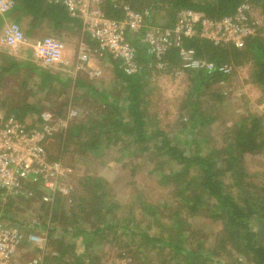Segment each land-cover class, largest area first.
Segmentation results:
<instances>
[{
  "label": "trees",
  "instance_id": "obj_1",
  "mask_svg": "<svg viewBox=\"0 0 264 264\" xmlns=\"http://www.w3.org/2000/svg\"><path fill=\"white\" fill-rule=\"evenodd\" d=\"M14 1L15 9L10 13L17 12V14L10 23L20 24L23 18L30 17L35 24L24 33L26 37L33 35V28L45 21L52 24L54 29L74 24L81 26L79 21L70 18L60 2ZM250 1L262 5L264 10V0H124L119 3L117 0H105L103 11L108 18L117 22L125 17V5L139 14L147 12L149 17L163 11L167 20L164 27L171 28L180 11L189 10L219 21L234 16L243 4H248ZM2 23L0 21V28L3 27ZM252 23L257 28L256 33L245 38L241 48L235 44L215 45L199 36L185 39L184 46L192 50L198 60L213 62L217 67H240L251 64L253 69L251 78L263 88L262 98H264V34L261 26ZM199 28L198 25L196 29ZM127 37L131 40L129 35ZM91 43L92 47H95V43L92 41ZM137 43L138 41L133 42L138 49L136 62L141 68L139 73H126L118 60L110 56L106 57L108 64L112 65L116 78V86L108 90L92 86L87 80H74L65 73H54L48 69L32 67L33 65L29 63L10 57H7L9 62L6 65H0V76L7 77L9 74L21 72L22 69L30 74H37L38 82L34 86L46 96L59 89L77 88V90L82 89L85 92L84 96L90 100H99L96 102L98 107L90 109V116L75 119L68 130L53 135L54 141L58 142L60 148L64 142L66 150L74 147L77 149V140H87L85 148L99 150L102 147L101 136H106L107 144L125 142L145 156L151 154L156 159L153 171L157 172L162 185L168 189L170 198L176 204L169 212H163V209L152 203V207L143 208V222L147 219L153 222L149 227L154 224L159 226L157 234H150L147 230L138 229L140 225L138 226L135 220H118L115 209H120L117 204L119 202L115 204L109 202L110 198H116L118 193H108L103 180L99 178L97 180L87 178L84 188L86 194L88 193L92 198L91 204L84 205V209L83 205L82 208L79 207L81 216H77L78 213L75 214L74 211L72 219L77 225L83 219L82 214L90 213L95 215L102 227L76 226L73 232H67L77 239H84L86 243L89 239L90 242L87 244L89 247L105 241L109 235L120 240L125 238L127 242L122 248L124 250L122 254L135 256L138 262L144 258L149 259L154 254L159 264H241L239 257L243 256L250 264H264V186L247 180L244 170L246 166L243 168L246 157L254 158L264 151V119L252 113L240 118L233 129L224 133V144L210 150L206 145H209V141L213 139L208 134V130L217 117L203 109L206 106L203 97H210L213 104L221 103L222 98L226 97L221 82L227 81L228 77L219 72L208 75L204 71L187 70L188 93L181 100L182 116L179 124L175 126L178 133L175 135L168 133L165 128L157 124L158 118L149 112L147 86L152 71L168 72L174 68H182L178 49L171 48L159 62L156 57L147 55ZM160 63L163 64L164 70L159 68ZM18 106L10 109L11 114L29 128H35L42 122L41 107L28 102ZM67 106L68 104L64 103L63 107ZM14 109L19 111L15 112ZM63 113V110L54 112V119L61 117ZM33 114L37 116L35 122L24 121ZM179 131L183 133L185 140L179 137ZM84 137L86 139H83ZM52 158L57 159V156ZM165 166H169V170H164ZM225 180L231 181L230 184ZM144 194V190L133 187L129 198H137V204L144 205L146 202ZM4 196V191L0 190V199ZM109 214L112 218H108ZM194 216L209 221V224L217 225V228L211 234L192 230L187 220ZM4 217L0 214L1 220L6 219L10 225H18L27 231L37 233L42 229L41 226L36 227L32 223L9 221ZM162 217L167 222H162ZM59 229L57 227L56 231ZM56 231L51 230L49 235L54 236ZM105 232L108 235H105ZM97 237L100 238L99 241H96ZM209 237L214 238L215 243L212 248L206 245V238ZM93 240L96 242H92ZM65 243L66 238L52 241L51 244L58 247L60 255L50 259L47 264L53 259L56 264L61 262L84 264L82 257L73 253L74 247ZM131 246L135 247L136 251H129ZM68 255L70 258L67 257Z\"/></svg>",
  "mask_w": 264,
  "mask_h": 264
},
{
  "label": "rangeland",
  "instance_id": "obj_2",
  "mask_svg": "<svg viewBox=\"0 0 264 264\" xmlns=\"http://www.w3.org/2000/svg\"><path fill=\"white\" fill-rule=\"evenodd\" d=\"M117 1L118 3L124 2V0ZM248 4L250 5V22H255L258 26H261L264 34V10L262 5H256L251 1ZM12 14L10 13L3 17L6 24L14 21V15ZM150 20L152 25L164 27L167 21L166 14L160 11L158 15L151 16ZM33 25L35 24H33L30 17L23 18L20 23L24 33L28 32ZM28 37L31 42L35 39L49 37L63 44V60L68 62V64H61L48 70L54 73H65L74 80H87L92 86L103 90L116 86L112 65L108 64L106 60L101 61L94 53L91 54L90 62L85 63L83 69L78 66V57L81 51H92L94 49L89 35L82 26L74 24L65 28L54 29L52 24L45 21L33 28V35ZM137 46H139L138 43ZM29 51L26 49L18 55L0 51V65H6L9 62L7 57H10L45 70L42 65L36 62L32 52ZM94 68L100 69L102 73L95 75L91 72ZM232 70L233 72L228 76L226 85L222 88L226 97L222 98L221 103L216 102L213 104L210 97H203V101L206 104L203 109L217 117L208 130V134L213 139L209 141V145H206L209 146L207 148L210 150L221 147L224 144V133L233 129L240 118L252 113L264 119L263 88L258 86L251 78L253 70L251 64L240 67L232 66ZM187 74L180 67L168 72L152 71L151 76L148 78L149 112L152 116L158 118L157 124L172 135L178 133L175 130V126L179 124L182 116L181 100L188 93L189 81ZM36 82H38V75L30 74L23 69L21 72L9 74L7 77L0 76V114L10 115V109L18 105H24L26 102L35 103L37 107L42 108L43 112H51L53 117L54 112L63 110V115L55 118V120L65 119L68 121L67 127L64 129L66 131L72 126V122L75 119H84L86 115L90 116V109L93 110L98 107L96 102L99 100L92 101L85 97L83 94L85 92L82 89H59V91H54L53 94L46 96L45 93L36 90L34 86ZM75 99L76 101H73ZM64 103L68 104L66 108L63 107ZM13 111L18 112L19 110L14 109ZM36 120L37 116L33 114L24 121L32 123ZM40 125L39 123L36 127ZM179 137L185 140V136L181 131H179ZM83 139L86 138L84 137ZM105 139L106 136H101L102 147L99 150L85 148L84 145H86L85 141L87 140H77V149L74 147L65 150L64 142L60 148L57 141H53V144L49 146L52 156H57V160L61 161L66 168L72 170V193L68 198L61 196L54 198L49 192L41 188H35L33 189L34 195L31 198H15L8 196L4 192L5 196L0 199V214H3L4 218L9 221L32 223L36 227L41 226L42 229L38 233L43 234L46 238L47 248L40 250L37 255L43 259V264H47L50 259L60 255L58 247L51 243L53 240L63 238H66L65 245L74 247L73 253L78 257H82L84 264H159L154 254L149 259L144 258L140 262L134 258L135 256L131 257L130 254L124 256L122 248L127 242L125 238L120 240L109 235L105 241L92 244L89 247L87 245L90 242L89 239L86 243L84 239H77L73 234L67 232H73V228L76 226L80 228L93 226L94 228V226L99 225V227H102L101 222L95 218V215L90 213L82 214L83 219L77 225L72 219L74 211L75 214L78 213L77 216H81L79 207L82 208L83 205L84 209V205L91 204L92 198L89 197L88 193L86 194V189L84 188L87 178L96 180L99 178L103 180L108 193H118L115 196L116 198H110L109 201L113 204L121 203H117L120 209H115L118 220H135L138 226L140 225L138 229L147 230L150 234H157L159 226L154 224L149 227L153 222L151 223L147 219L143 222V208L150 207L151 203L154 206H159L163 209V212H169L175 208L176 204L170 198L168 189L162 185L159 176L156 174L157 172L153 171L156 159L151 154L145 156L138 152L134 146L125 142L118 143L117 141L116 143L107 144ZM249 157L244 159V164L242 163L244 165L243 168L246 166L244 170L247 180H251L252 183L255 182L256 185L264 186V151L254 158ZM169 168V166H165L163 169L169 170ZM133 169H135L134 172ZM225 182L230 184L231 181L225 180ZM133 187L144 190V201H146L144 205H138L137 198H129V195L133 192ZM85 212L87 211L85 210ZM108 218H112L111 214L108 215ZM161 220L162 222H167L163 217ZM3 221L10 225V222H7L6 219H3ZM187 222L192 230L201 231L205 234H211L217 228V225L209 224V221L197 216L189 218ZM57 227L60 228L58 231H56ZM51 230L56 231L54 236L49 235ZM105 235H108V233L105 232ZM213 237L215 238V236ZM213 237L206 238L208 248H212L215 243ZM99 240L100 238L97 237L96 241ZM96 241L93 240L92 242L95 243ZM134 250L136 251V248L132 246L129 249V251ZM67 257L70 258V255ZM54 260L50 264H56ZM239 261L241 264H250L244 256L239 257ZM59 264L65 263L61 262Z\"/></svg>",
  "mask_w": 264,
  "mask_h": 264
},
{
  "label": "built area",
  "instance_id": "obj_3",
  "mask_svg": "<svg viewBox=\"0 0 264 264\" xmlns=\"http://www.w3.org/2000/svg\"><path fill=\"white\" fill-rule=\"evenodd\" d=\"M57 2L68 12L70 18L80 22L90 40L95 43L92 51H81L78 66L84 68L94 53L101 61L106 57L118 60L126 73L136 74L141 70L137 64L138 41L143 51L161 62L171 48L178 49L182 68L185 71L213 72L228 77L233 72L230 66L217 67L213 62L198 60L192 50L184 46L187 38L199 36L215 45L235 44L243 47L244 39L256 33L254 23L250 22V6L243 4L237 13L219 21L198 13L183 10L177 14L171 28L152 25L148 13L139 14L124 6L122 21L108 18L103 11L105 0H50ZM15 9L14 0H0V15ZM199 25V30L197 26ZM199 31V32H198ZM130 36L131 40L128 39ZM24 48L30 49L37 63L45 69L61 64L64 46L53 38L35 39L32 42L24 34L20 24L8 23L0 28V51L18 55ZM163 69V64H159ZM100 75V69H92ZM227 81L221 82L223 87ZM39 127L29 128L13 114H0V190L15 198H31L33 189L41 188L54 198H68L72 193V170L53 159L49 146L53 144L54 134L67 127L65 119L55 120L52 113L43 112ZM47 248L43 234L27 231L18 225L6 224L0 219V264H43L37 255Z\"/></svg>",
  "mask_w": 264,
  "mask_h": 264
},
{
  "label": "crops",
  "instance_id": "obj_4",
  "mask_svg": "<svg viewBox=\"0 0 264 264\" xmlns=\"http://www.w3.org/2000/svg\"><path fill=\"white\" fill-rule=\"evenodd\" d=\"M17 14V12H14L12 15H14V17H15V15ZM5 16H7V15H5ZM4 16H0V21H1V23H2V21H3V25L2 26H4L5 24H6V22H4L5 21V18H3ZM30 41V40H29ZM27 48H24L22 51H25ZM28 50H30V49H28ZM31 51V50H30ZM29 51V52H30ZM32 52V51H31ZM35 59V58H34ZM32 67H36V66H32ZM38 68V67H37ZM46 70V69H45Z\"/></svg>",
  "mask_w": 264,
  "mask_h": 264
}]
</instances>
